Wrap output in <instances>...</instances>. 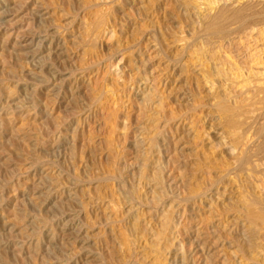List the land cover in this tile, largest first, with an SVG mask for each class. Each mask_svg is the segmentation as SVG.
Returning a JSON list of instances; mask_svg holds the SVG:
<instances>
[{
	"label": "rangeland",
	"instance_id": "1",
	"mask_svg": "<svg viewBox=\"0 0 264 264\" xmlns=\"http://www.w3.org/2000/svg\"><path fill=\"white\" fill-rule=\"evenodd\" d=\"M0 264H264V0H0Z\"/></svg>",
	"mask_w": 264,
	"mask_h": 264
},
{
	"label": "bare ground",
	"instance_id": "2",
	"mask_svg": "<svg viewBox=\"0 0 264 264\" xmlns=\"http://www.w3.org/2000/svg\"><path fill=\"white\" fill-rule=\"evenodd\" d=\"M239 9H240V8H239ZM245 9H246V8H245ZM246 10H247V9H246ZM239 11H240V10H239ZM218 12H219V11H218ZM227 12H228V11H227ZM236 12H237V11H236ZM241 12H242V10H241ZM241 12H240V13H241ZM225 13H226V12H224V14L219 13V16H218L217 18L211 20L210 25L208 24V26H210L211 28H214V30H215L216 25L218 24V26H219L220 22L223 20V17H224V19H225L226 17H228V16L225 15ZM238 13H239V12H238ZM240 13H239V14H240ZM242 13H243V12H242ZM228 14H229V13H228ZM234 14H235V13H234ZM224 15H225L226 17H225ZM231 15H232V14H231ZM253 15H254V14H253ZM216 16H217V15H216ZM210 18H211V17H210ZM227 19H228V18H227ZM229 19H230V17H229ZM229 19H228V20H229ZM203 23H204V22H203ZM207 23H208V22H207ZM214 25H215V26H214ZM206 26H207V25H206ZM212 26H213V27H212ZM203 27H204V26H203ZM207 28H208V27H207ZM216 28H217V27H216ZM219 29H220V28H219ZM216 31H217V30H216ZM197 51H198V50H197ZM193 52H194V51H193ZM193 63H194V61H193ZM162 101H163V100H162ZM221 103H222V102H221ZM222 105H223V104H222ZM223 106H224V105H223ZM223 106H222V107H223ZM224 107H225V106H224ZM227 108H228V107H227ZM228 110H229V109H228ZM224 111H225V110H224ZM143 141H144V140H143ZM144 142H145V141H144ZM153 143H155V142H153ZM153 143H152V144H153ZM155 144H156V143H155ZM155 146H156V145H155ZM125 153H126V152H125ZM146 156H147V155H146ZM129 201H130V200H129ZM129 204H130V203H129Z\"/></svg>",
	"mask_w": 264,
	"mask_h": 264
}]
</instances>
